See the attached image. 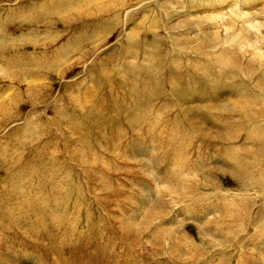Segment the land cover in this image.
<instances>
[{
  "label": "rangeland",
  "instance_id": "374dc122",
  "mask_svg": "<svg viewBox=\"0 0 264 264\" xmlns=\"http://www.w3.org/2000/svg\"><path fill=\"white\" fill-rule=\"evenodd\" d=\"M0 264H264V0H0Z\"/></svg>",
  "mask_w": 264,
  "mask_h": 264
},
{
  "label": "bare ground",
  "instance_id": "6f19581e",
  "mask_svg": "<svg viewBox=\"0 0 264 264\" xmlns=\"http://www.w3.org/2000/svg\"><path fill=\"white\" fill-rule=\"evenodd\" d=\"M75 48V47H74ZM12 65V64H11ZM85 102H87V101H85ZM111 108H113V109H115L116 107H118L116 104H112V105H109ZM83 109H82V111L85 113V114H89V113H91L93 110H92V108H93V105H85V106H83L82 107ZM92 110V111H91ZM75 127V129H77L78 131H80V129H81V127H80V124H78V126H74ZM73 127V128H74ZM31 201H29V204L27 205L29 208H37V205L39 206V205H41V204H43V203H45V201H46V196L45 195H41V194H38V195H35V197L33 198V199H30ZM71 206H72V208H76V207H74L72 204H71ZM71 208V209H72ZM44 213H48V212H44ZM46 216H48L49 217V219H52V218H54L53 217V214H50V215H46ZM65 216V215H64ZM66 216H69V214H67ZM63 218V217H62ZM86 218V217H85ZM90 219H91V216H89V217H87L85 220L86 221H90ZM48 223V222H47ZM51 223V222H50ZM54 223H55V221H54Z\"/></svg>",
  "mask_w": 264,
  "mask_h": 264
}]
</instances>
